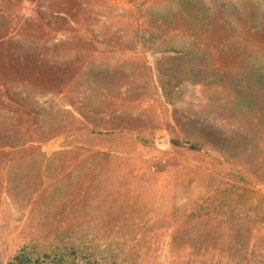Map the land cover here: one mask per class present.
I'll return each mask as SVG.
<instances>
[{
  "label": "rangeland",
  "instance_id": "rangeland-1",
  "mask_svg": "<svg viewBox=\"0 0 264 264\" xmlns=\"http://www.w3.org/2000/svg\"><path fill=\"white\" fill-rule=\"evenodd\" d=\"M264 264V0H0V264Z\"/></svg>",
  "mask_w": 264,
  "mask_h": 264
},
{
  "label": "trees",
  "instance_id": "trees-1",
  "mask_svg": "<svg viewBox=\"0 0 264 264\" xmlns=\"http://www.w3.org/2000/svg\"><path fill=\"white\" fill-rule=\"evenodd\" d=\"M10 264H70L69 260L61 254L45 253L37 255L35 251L24 249L13 259ZM89 264V263H84Z\"/></svg>",
  "mask_w": 264,
  "mask_h": 264
}]
</instances>
